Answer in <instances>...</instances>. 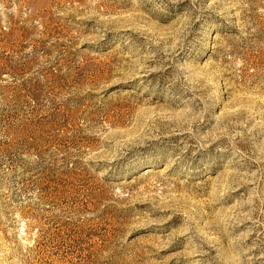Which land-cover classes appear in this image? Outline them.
<instances>
[{"label":"rangeland","instance_id":"obj_1","mask_svg":"<svg viewBox=\"0 0 264 264\" xmlns=\"http://www.w3.org/2000/svg\"><path fill=\"white\" fill-rule=\"evenodd\" d=\"M0 264H264V0H0Z\"/></svg>","mask_w":264,"mask_h":264}]
</instances>
